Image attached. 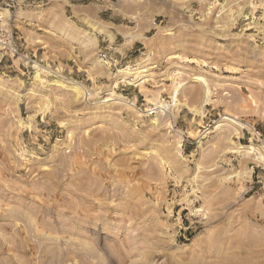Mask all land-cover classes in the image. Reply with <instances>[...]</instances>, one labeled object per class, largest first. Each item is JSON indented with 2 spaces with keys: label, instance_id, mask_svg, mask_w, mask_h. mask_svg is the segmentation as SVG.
<instances>
[{
  "label": "rangeland",
  "instance_id": "rangeland-1",
  "mask_svg": "<svg viewBox=\"0 0 264 264\" xmlns=\"http://www.w3.org/2000/svg\"><path fill=\"white\" fill-rule=\"evenodd\" d=\"M263 7L0 0V264H264Z\"/></svg>",
  "mask_w": 264,
  "mask_h": 264
},
{
  "label": "built area",
  "instance_id": "built-area-1",
  "mask_svg": "<svg viewBox=\"0 0 264 264\" xmlns=\"http://www.w3.org/2000/svg\"><path fill=\"white\" fill-rule=\"evenodd\" d=\"M244 30L249 33L256 45L264 46V7L245 16ZM14 57L24 61L23 66L26 70L41 66L36 58L32 59L23 52L22 44L10 33V30L2 26V17L0 16V64ZM155 109H150V114L154 113Z\"/></svg>",
  "mask_w": 264,
  "mask_h": 264
},
{
  "label": "bare ground",
  "instance_id": "bare-ground-1",
  "mask_svg": "<svg viewBox=\"0 0 264 264\" xmlns=\"http://www.w3.org/2000/svg\"><path fill=\"white\" fill-rule=\"evenodd\" d=\"M144 71H147V69L146 68H142L141 70H139V71H136L137 73L139 72H144ZM119 72H121V73H127V74H133V73H135V72H133V70L131 69V68H129V67H125V68H123V69H120L119 70ZM66 82H68V80L66 81ZM60 83L61 84H65V81H60ZM76 89H77V91L80 93L82 90L79 88V87H76ZM163 104H161V107H163L162 106ZM226 119H228V120H230V121H232V122H234V123H238V119L236 120V118L235 117H226ZM221 125V124H220ZM253 148V147H252Z\"/></svg>",
  "mask_w": 264,
  "mask_h": 264
}]
</instances>
